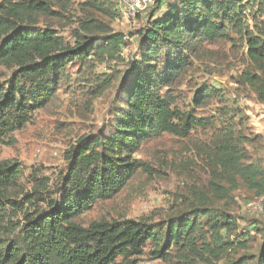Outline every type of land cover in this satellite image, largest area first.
<instances>
[{
	"label": "trees",
	"instance_id": "1",
	"mask_svg": "<svg viewBox=\"0 0 264 264\" xmlns=\"http://www.w3.org/2000/svg\"><path fill=\"white\" fill-rule=\"evenodd\" d=\"M113 2L85 0L83 11L97 10L109 20L80 18L71 44L49 24L39 25L40 17L61 16L65 7L56 10L58 0L0 1V149L12 145L11 134L51 102L72 62L88 68L120 59L125 35L110 26L122 16ZM231 32L245 40L248 57L262 73L246 71L241 79L264 93V0L153 1L144 26L133 34L138 50L128 64L123 105L108 131L79 137L66 151L56 190L48 195L49 181L31 173L25 191L21 165L0 160V264H138L142 257L171 264H264V227L254 226L262 243L248 253L253 226L242 228L227 209L235 186L220 181L237 177L259 197L264 169L245 163L231 140L219 165L227 174L207 184L213 197L194 192L188 206L156 221L81 222L93 205L113 199L139 169L148 168L135 158L144 142L164 133L183 138L208 124L194 107L180 110L170 89L200 43L228 39ZM111 83L105 79L100 93ZM216 95L213 87L201 86L191 103L206 105ZM241 249L242 256L233 258Z\"/></svg>",
	"mask_w": 264,
	"mask_h": 264
},
{
	"label": "rangeland",
	"instance_id": "2",
	"mask_svg": "<svg viewBox=\"0 0 264 264\" xmlns=\"http://www.w3.org/2000/svg\"><path fill=\"white\" fill-rule=\"evenodd\" d=\"M58 1L56 10L65 7L61 9V16L56 19L40 17L39 25L49 24L71 44L73 30L80 18L95 15L103 22L109 20L97 10L83 11L85 0ZM109 1H114L121 9L118 0ZM153 1L145 0L143 8L134 16L122 15L111 23L114 32L125 35L120 59L102 64L92 62L88 68L72 62L51 102L36 111L24 128L11 134L12 145L1 147L0 160H15L21 165L20 182L27 186L25 191H30L27 179L32 173L49 181L47 188L48 195H51L65 171L66 151L79 137L109 130L126 98L125 86L130 74L128 64L138 50V39L133 34L144 26ZM200 44L198 53L191 55V63L170 93L174 94L180 110L194 107L196 117L208 124L198 126L183 138L164 133L144 142L135 158L148 168L139 169L113 199L93 205L82 215V224L100 218L161 220L188 206V199L194 192L197 195L202 193L206 198L213 197L206 193L207 184L227 174L219 165L225 159L222 151L224 145L229 144L228 140L237 145L245 163L264 169V93L256 92L257 86L241 79L246 71L260 77V69L248 57L245 40L233 32L228 39ZM105 79L112 81L111 86L100 93ZM201 86L213 87L220 95L197 107L191 100ZM236 180L232 182L223 177L220 181L228 189L235 186L231 192L233 203L227 205V209L237 216L242 228L253 226L247 252L255 253L262 243L254 226L264 227V195L256 196L255 190L247 189L237 177ZM214 202L225 205L217 198ZM242 254L241 249L233 258ZM138 264L171 263L142 257Z\"/></svg>",
	"mask_w": 264,
	"mask_h": 264
},
{
	"label": "built area",
	"instance_id": "3",
	"mask_svg": "<svg viewBox=\"0 0 264 264\" xmlns=\"http://www.w3.org/2000/svg\"><path fill=\"white\" fill-rule=\"evenodd\" d=\"M121 5L122 15L134 16L144 6L145 0H118Z\"/></svg>",
	"mask_w": 264,
	"mask_h": 264
}]
</instances>
